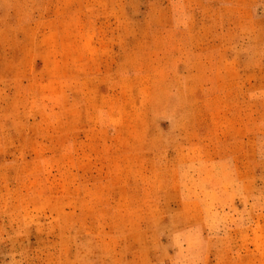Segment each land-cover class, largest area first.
Segmentation results:
<instances>
[{"label":"rangeland","instance_id":"rangeland-1","mask_svg":"<svg viewBox=\"0 0 264 264\" xmlns=\"http://www.w3.org/2000/svg\"><path fill=\"white\" fill-rule=\"evenodd\" d=\"M0 264H264V0H0Z\"/></svg>","mask_w":264,"mask_h":264}]
</instances>
